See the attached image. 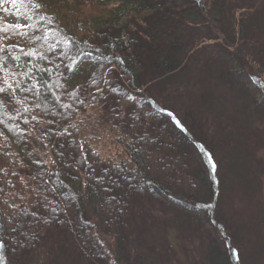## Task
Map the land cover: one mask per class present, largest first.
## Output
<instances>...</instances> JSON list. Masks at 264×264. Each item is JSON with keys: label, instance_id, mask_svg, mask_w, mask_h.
Returning a JSON list of instances; mask_svg holds the SVG:
<instances>
[{"label": "trees", "instance_id": "trees-1", "mask_svg": "<svg viewBox=\"0 0 264 264\" xmlns=\"http://www.w3.org/2000/svg\"><path fill=\"white\" fill-rule=\"evenodd\" d=\"M35 3L0 6V27L10 12L31 25L0 41L19 45L10 55L28 73L0 105V264L52 239L80 264H143L128 240L163 205L205 241L198 263L256 264L236 233L248 223L232 173L254 174L264 148V0ZM192 70L190 99L180 76Z\"/></svg>", "mask_w": 264, "mask_h": 264}, {"label": "rangeland", "instance_id": "rangeland-1", "mask_svg": "<svg viewBox=\"0 0 264 264\" xmlns=\"http://www.w3.org/2000/svg\"><path fill=\"white\" fill-rule=\"evenodd\" d=\"M4 20L10 24L27 23L23 16L11 12L4 17ZM192 72L193 74L185 71L184 77L180 76V83L185 81L188 87L191 86L192 79L197 77L195 71L192 70ZM166 90L169 91L168 86ZM190 90L192 89L189 87L188 93L190 99H193L195 98L194 90L191 92ZM228 96H231L229 92ZM235 115L238 116L239 112ZM255 125L256 128L262 126L258 122ZM255 156L256 161L261 162L259 163L260 168L252 166L254 174L248 171L247 175L246 170L239 171V168L234 166L235 170L232 173L233 181L236 180L234 184L245 188L242 193L237 190L233 192L236 196L232 206L241 213L240 218L244 220V224L248 223V229L244 228L245 226L236 228V233L244 246L243 252L245 254L252 252L256 264H264V148L257 149ZM237 163L239 161L235 157L232 163L228 164ZM256 171L258 178L255 176ZM255 194L256 199L252 200L250 197H254ZM223 203L222 211L225 212L226 202L223 201ZM145 211L149 215V220L144 223L142 231L145 232L142 234V239L140 242L137 238L128 240L129 253H136L139 262L143 264H200L206 260L205 241L200 240V236L188 224L178 207L174 205L152 206L146 208ZM60 242L61 244L57 240H50L45 250L34 254L26 264H80L73 253V246L66 245L65 241ZM93 264L99 263L93 262Z\"/></svg>", "mask_w": 264, "mask_h": 264}, {"label": "snow or ice", "instance_id": "snow-or-ice-1", "mask_svg": "<svg viewBox=\"0 0 264 264\" xmlns=\"http://www.w3.org/2000/svg\"><path fill=\"white\" fill-rule=\"evenodd\" d=\"M12 4H24V5H32L35 8H39L40 4L35 3L33 4V0H9ZM5 3V0H0V6H2ZM25 20L29 19L26 15L24 17ZM45 19V17L41 16V20ZM11 27L14 32L17 34H23L27 35L26 29L31 27L29 23H15L13 25H8L4 27H0V33H4L3 36H0V41L7 40L9 36L7 35V28ZM13 47H19V45H6L4 43H0V53L8 52V55H0V105L10 103L11 97H13L17 90L25 91V89L22 86L21 81L14 80L15 77L18 75L27 76L28 73H19L17 72V68L19 65H16L15 62L20 59L19 56H12L10 55L11 49ZM21 52H23V49H20ZM26 56H34L37 55L34 51H29L24 53ZM9 59L12 61V64H9ZM38 83V82H37ZM36 89V85L33 84L31 89H27V91H32ZM36 94L39 95L38 90H36ZM19 111V109H16ZM24 111H28L27 108H24ZM27 123V121H25ZM81 149L83 148V145H80ZM119 167V165H116ZM215 167V166H214ZM0 171H3V169H0ZM13 176L18 175L16 172L11 173ZM5 176H7V173H4ZM35 179V177H33ZM3 189H0L2 191ZM4 227L3 224H0V228ZM15 228H12V231H15ZM0 247H3V244L0 243Z\"/></svg>", "mask_w": 264, "mask_h": 264}]
</instances>
